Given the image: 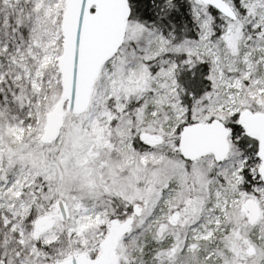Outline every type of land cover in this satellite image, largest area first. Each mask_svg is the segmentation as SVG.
<instances>
[{
	"label": "snow or ice",
	"instance_id": "1",
	"mask_svg": "<svg viewBox=\"0 0 264 264\" xmlns=\"http://www.w3.org/2000/svg\"><path fill=\"white\" fill-rule=\"evenodd\" d=\"M0 264H264V0H0Z\"/></svg>",
	"mask_w": 264,
	"mask_h": 264
}]
</instances>
